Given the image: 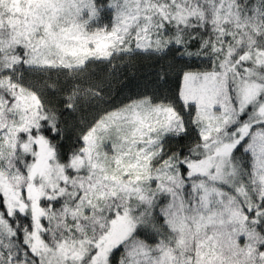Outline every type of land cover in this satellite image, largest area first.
I'll use <instances>...</instances> for the list:
<instances>
[{"label":"snow or ice","instance_id":"snow-or-ice-1","mask_svg":"<svg viewBox=\"0 0 264 264\" xmlns=\"http://www.w3.org/2000/svg\"><path fill=\"white\" fill-rule=\"evenodd\" d=\"M0 264H264V0H0Z\"/></svg>","mask_w":264,"mask_h":264}]
</instances>
